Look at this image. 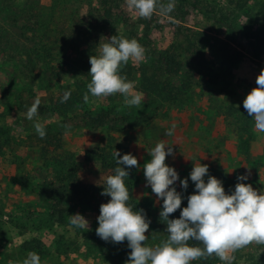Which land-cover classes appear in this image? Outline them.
I'll return each instance as SVG.
<instances>
[{"label":"rangeland","instance_id":"1","mask_svg":"<svg viewBox=\"0 0 264 264\" xmlns=\"http://www.w3.org/2000/svg\"><path fill=\"white\" fill-rule=\"evenodd\" d=\"M23 1L0 0V264H22L29 253L23 250V244L33 240L45 246L39 255L41 264H126L131 251L127 241L116 244L96 235L100 205L109 201L107 196L89 203L88 198L69 195L61 215H52L55 202L40 196L47 185L67 184L65 177L73 167L84 184L96 185L104 176L95 155L109 149V145L117 148L121 157L129 153L137 157L140 167L128 170L134 177V200L154 211L162 210L163 201H158L147 186L143 165L151 160L149 152L160 142L174 150L166 164L177 170L180 180L174 187L185 199L195 191L190 179L195 163L207 164L208 175L221 180L225 191L227 184L241 182L238 177L248 174L250 168L243 183L264 193V133L254 131V120L243 107L264 70V51L258 56L250 53L244 47L248 37L242 36L264 28L260 18L264 0H244L243 7L237 5V0H198L196 8L192 5L197 0H175L174 11L164 18L178 23L181 34H174L173 27L166 24L147 40L137 26L141 38L131 39L138 40L145 49L146 62L130 61L121 69L134 71L148 66L153 70L157 54L167 49L177 53L183 62L181 72L162 77L179 90L175 99L165 93L143 92L139 75L134 72L128 81L143 94L140 107L126 106L119 94L103 99L89 94V102L81 103L71 115L67 123L70 130L63 127L51 102L66 88L84 100L91 77L73 74L66 66L61 77L49 78V61L50 56L62 62L76 58L71 49L76 43L66 42L72 30L64 21L63 10L68 15L77 10L86 12L88 0H35L45 5H41L43 14L50 9L56 11L47 35L23 27L25 13L29 17ZM53 4L57 7L50 8ZM132 15L139 20L138 15ZM18 17L19 25H14ZM113 30L129 39L123 24L117 22ZM189 39L202 50L205 61L201 66L186 51ZM234 50L240 53L229 59L226 52L231 55ZM37 97L41 100L38 116L30 121L26 114ZM103 109L111 111L112 117L144 115L151 120L147 125L123 131H115L110 125H84L87 112ZM37 121L45 127L43 139L34 128ZM173 124V135L166 136ZM54 136L61 139V145L47 143V138ZM185 178L189 179L187 190L180 184ZM207 178L206 175V181ZM77 213L89 222V229L70 226L69 216ZM146 235L147 246L163 240L152 223ZM234 255L233 264H264V245L253 244ZM215 264L223 262L217 258Z\"/></svg>","mask_w":264,"mask_h":264},{"label":"clouds","instance_id":"2","mask_svg":"<svg viewBox=\"0 0 264 264\" xmlns=\"http://www.w3.org/2000/svg\"><path fill=\"white\" fill-rule=\"evenodd\" d=\"M125 4L129 12L143 19H151L157 13L170 17L175 8V0H167V3L163 0H125ZM108 41L99 45V55L90 56L91 80L87 84L84 102H89V94L97 99L119 94L124 97L126 106L140 107L143 94L135 91L134 83L121 75V69L130 61L146 62L145 49L137 40L120 35H113ZM256 85L244 99L243 107L254 120V131L264 133V70L256 78ZM70 96V91L65 92L61 102H67ZM40 104L37 97L27 111L28 120L38 116ZM63 127L70 130V125ZM34 128L41 139L45 138L46 130L41 123L35 122ZM175 128L173 124L165 135L172 136ZM149 155L151 160L143 165V172L147 186L151 187L158 201H163L160 218L167 225L166 240L147 246L149 237L146 233L151 221L143 209L134 211L128 204L130 194L125 177L129 176L128 170L140 167L136 156L129 153L121 157L119 151L113 153L118 166L115 174L106 178L101 193L111 199L100 205L96 235L116 244L127 241L131 251L126 264H192L212 256L223 264H233L237 251L253 244L264 245V193L252 184L243 183L250 175V168L248 174L238 177L241 182L235 185L234 192L228 194L221 180L208 175L207 164L195 163L190 173L195 191L187 197V206L183 207L179 218L170 219L171 214L181 209L184 199L174 187L180 180L177 170L166 164V158L174 156V150L160 142ZM180 184L187 190L189 179H183ZM97 185L100 186L99 181ZM69 223L75 228L89 229V222L79 213L70 215ZM190 241L199 242L202 247L193 246ZM22 264H41L40 256L29 252Z\"/></svg>","mask_w":264,"mask_h":264},{"label":"trees","instance_id":"3","mask_svg":"<svg viewBox=\"0 0 264 264\" xmlns=\"http://www.w3.org/2000/svg\"><path fill=\"white\" fill-rule=\"evenodd\" d=\"M185 1V0H183ZM244 0H237V5L241 7L244 4L241 2ZM23 8L26 12H29V17L27 18L25 11L22 9L21 13H25V25L23 27L29 28L33 31H38L42 35L45 33L48 34L52 21L56 18V11L50 9L49 13L43 14V9L41 5L38 4L35 0H24ZM95 3V4H94ZM198 0L195 4L192 5L193 8L197 7ZM87 10L86 12H72L69 15L65 10H63L64 21L71 28L72 34L68 35L66 42L68 40L72 41V51L76 54V58L69 59L68 62H62L58 59H55L54 56H50V65L52 68L51 74H48L49 78L56 79L61 77L64 74L66 66H70L71 72L78 75H89L91 64L90 56L99 55V45L103 43H108L113 35H118L114 33L113 28L119 22L124 25L126 32L129 34V39L135 38L140 40V34L137 29L142 31V37H146L147 40L151 38V35L154 31H160L166 24L169 27H173L174 34H181V28L178 23L171 22L162 17L160 14H154L151 19L139 18L138 21H135V18L132 15V12H129L125 0H88L87 1ZM57 7V4H53L50 8ZM15 8L21 9L19 5H15ZM260 18L264 22V2L260 10ZM20 20L18 17L14 21V25H19L17 22ZM73 27V28H72ZM47 32V33H46ZM52 33V30L50 31ZM242 36L248 37V45L244 46L250 53L254 55H261L264 51V28H260L255 34L245 33ZM239 39V38H238ZM236 38L233 40L234 42ZM138 41V40H137ZM257 42L259 44H257ZM188 47L186 48L187 53L190 55L192 60H197V64L201 66L204 63V56L199 45L195 44L191 39L188 40ZM56 48V47H55ZM240 52L234 50L232 54L236 56H231L229 52H226L229 59H234L238 56ZM64 57L68 58L69 56L65 55ZM157 60L155 62L153 70H149L148 66H143L137 70H132L128 68L121 71V75L126 76L127 80L133 75V73H138L140 78V88L143 92L159 94L165 93L171 99H175L178 95L179 90L176 86L171 84L166 80H162L163 76L171 77L177 76L182 68L183 62L180 55L171 50H163L157 54ZM53 76V77H52ZM71 92L70 98L67 102H61L62 97L65 92ZM65 92L58 98L52 100V106L56 109V116L61 120V124L67 125L70 121L71 115H73L76 110L79 108L80 104L84 102L79 96L77 97L75 91L71 88H66ZM113 113L109 110H102L97 113L87 112V116L84 120V125L91 128H100L104 126H109L115 131H123L125 128H136L142 125L149 124L151 118L146 116H132V115H122L119 118L117 116L112 117ZM1 135V134H0ZM2 136V135H1ZM2 138L0 137V143ZM61 139L57 136L53 138L48 137L47 143L51 145H61ZM110 147V148H109ZM107 149L104 148L99 151L95 157L101 164V172L104 176L100 183V186L97 184H84L78 173L73 167L69 174L65 177L64 181H67V184H60V186L54 187L52 185L45 186L46 189L43 191L40 196L42 198L49 197L55 203L53 205L52 215H57L63 213L65 207L64 200L69 195H76L81 197L83 200L88 198V202L92 203L95 201V198L103 197L101 193L104 191L103 185L105 184L106 178L110 175L115 174V168L118 166L116 164V159L113 156L115 149L112 145H109ZM125 184L129 190L130 199L128 204L132 206L133 210L143 209L144 213L148 220L151 221L155 233L163 240L167 239L166 227L167 225L161 221L160 211H154L150 206H144L138 204L134 200L135 186H134V177L129 174L128 177H125ZM236 184H227L226 193L231 194L235 190ZM110 200L111 198L107 196ZM187 199H183L181 209H178L175 213L170 215V219L179 218L180 213L183 207L187 206ZM58 221V220H57ZM193 246H201L199 242L190 241ZM44 244L38 240L29 241L23 244V250L26 252H35L38 255H41L44 249ZM217 257L212 256L208 259H200L198 261H193L192 264H215Z\"/></svg>","mask_w":264,"mask_h":264}]
</instances>
